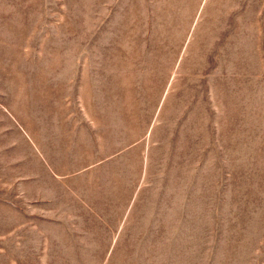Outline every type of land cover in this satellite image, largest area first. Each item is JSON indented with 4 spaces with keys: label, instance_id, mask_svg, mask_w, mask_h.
I'll list each match as a JSON object with an SVG mask.
<instances>
[{
    "label": "rangeland",
    "instance_id": "obj_1",
    "mask_svg": "<svg viewBox=\"0 0 264 264\" xmlns=\"http://www.w3.org/2000/svg\"><path fill=\"white\" fill-rule=\"evenodd\" d=\"M0 264H264V0H0Z\"/></svg>",
    "mask_w": 264,
    "mask_h": 264
}]
</instances>
